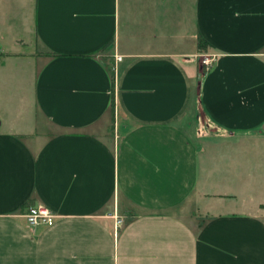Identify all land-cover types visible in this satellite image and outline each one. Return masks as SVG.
<instances>
[{
  "label": "crops",
  "instance_id": "obj_1",
  "mask_svg": "<svg viewBox=\"0 0 264 264\" xmlns=\"http://www.w3.org/2000/svg\"><path fill=\"white\" fill-rule=\"evenodd\" d=\"M0 264H264V0H0Z\"/></svg>",
  "mask_w": 264,
  "mask_h": 264
},
{
  "label": "built area",
  "instance_id": "obj_2",
  "mask_svg": "<svg viewBox=\"0 0 264 264\" xmlns=\"http://www.w3.org/2000/svg\"><path fill=\"white\" fill-rule=\"evenodd\" d=\"M116 60H120L121 56H116ZM213 55H205L202 57V64L204 68L208 69L214 60ZM24 216L26 219V223L29 226H51L56 217L58 216L52 209H50L46 204L37 202L27 206L26 211L24 212ZM114 218V227L115 234L117 233V229L121 226L122 220L120 217H117L115 214L111 215Z\"/></svg>",
  "mask_w": 264,
  "mask_h": 264
},
{
  "label": "rangeland",
  "instance_id": "obj_3",
  "mask_svg": "<svg viewBox=\"0 0 264 264\" xmlns=\"http://www.w3.org/2000/svg\"><path fill=\"white\" fill-rule=\"evenodd\" d=\"M199 123L200 125H198L197 129H195L198 137H202V135H207V130L211 127L209 126L207 119L202 114H200Z\"/></svg>",
  "mask_w": 264,
  "mask_h": 264
},
{
  "label": "trees",
  "instance_id": "obj_4",
  "mask_svg": "<svg viewBox=\"0 0 264 264\" xmlns=\"http://www.w3.org/2000/svg\"><path fill=\"white\" fill-rule=\"evenodd\" d=\"M111 42V40L108 41V43L105 45L107 46L109 43ZM111 108H112V111H113V106H114V80L112 81V95H111Z\"/></svg>",
  "mask_w": 264,
  "mask_h": 264
}]
</instances>
